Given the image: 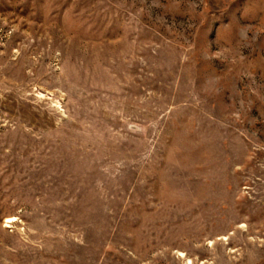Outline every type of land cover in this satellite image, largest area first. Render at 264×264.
Masks as SVG:
<instances>
[{
	"label": "rangeland",
	"instance_id": "374dc122",
	"mask_svg": "<svg viewBox=\"0 0 264 264\" xmlns=\"http://www.w3.org/2000/svg\"><path fill=\"white\" fill-rule=\"evenodd\" d=\"M0 264H264V0H0Z\"/></svg>",
	"mask_w": 264,
	"mask_h": 264
}]
</instances>
